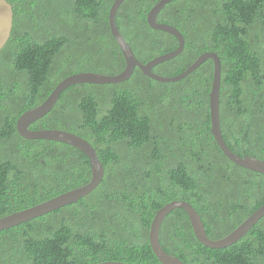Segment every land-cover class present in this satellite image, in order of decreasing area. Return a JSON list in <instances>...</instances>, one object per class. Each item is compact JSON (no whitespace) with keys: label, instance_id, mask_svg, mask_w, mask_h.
Here are the masks:
<instances>
[{"label":"trees","instance_id":"obj_1","mask_svg":"<svg viewBox=\"0 0 264 264\" xmlns=\"http://www.w3.org/2000/svg\"><path fill=\"white\" fill-rule=\"evenodd\" d=\"M5 1L13 22L0 51V218L91 177L82 152L21 138L17 119L69 76H115L125 67L108 26L114 0ZM159 1L125 0L116 11V27L142 64L178 47L146 22ZM156 22L180 32L184 46L152 73L173 78L202 54H216L222 139L235 155L264 162V0H171ZM212 78L207 59L173 83L135 68L118 84L62 91L28 129L81 137L95 150L103 178L76 203L0 231V264H161L148 232L155 213L173 201L193 207L208 239L233 232L264 204V175L235 165L218 148L210 132ZM159 244L183 264H264V216L233 245L210 249L175 209L159 227Z\"/></svg>","mask_w":264,"mask_h":264},{"label":"water","instance_id":"obj_2","mask_svg":"<svg viewBox=\"0 0 264 264\" xmlns=\"http://www.w3.org/2000/svg\"><path fill=\"white\" fill-rule=\"evenodd\" d=\"M125 0H114L111 8L108 12V26L112 37L117 43L123 59L125 61L124 70L115 76H105L94 73H80L69 76L62 80L51 94L45 99V101L38 107L26 111L23 113L16 121V131L18 135L25 140H46L52 142H58L68 145L76 150L82 152L89 160L90 166V181L85 186L68 191L61 194L51 200L45 201L39 205L31 207L29 209L13 213L9 216L0 218V231L8 229L10 227L17 226L21 223L28 222L37 217L48 214L52 211L60 209L70 204L76 203L79 199L88 195L92 192L101 182L104 171L100 161L97 158L95 150L91 145L79 136L74 134L60 131V130H29L28 126L38 120L39 118L46 115L56 103L60 93L70 86L77 84H92V85H108V84H118L129 79L135 68L139 69L142 74L154 81L161 83H173L182 80L187 75L192 73L196 68H198L203 61L210 59L213 62V78L211 83V89L208 95L209 98V117H210V132L224 156L229 159L235 165L244 168L248 171L256 172L258 174L264 175V162L252 157H239L232 153L225 145L220 131L219 125V86H220V62L219 58L214 53H204L202 54L191 66H189L183 73L173 78H166L158 76L152 73V69L168 60L173 59L178 56L183 49L184 39L180 32L175 28L159 24L156 22L157 14L160 10L171 0H160L156 5H154L146 16V22L148 26L157 31L164 32L173 36L177 42L178 47L176 50L167 53L162 56H158L146 64L139 62L134 56L132 50L126 43V41L120 35L116 24L115 15L120 4ZM13 22V12L10 4L5 0H0V51L5 46L8 38L10 37L11 28ZM182 209L191 225V229L196 240L203 246L210 249H223L233 245L238 241L243 235H245L249 229L264 216V204L256 210L250 217H248L243 223H241L233 232L220 240H210L207 238L203 225L197 212L193 207L184 201H173L161 209H159L154 218L151 221L148 241L153 255L161 264H183L178 258L173 257L165 253L159 244V227L163 219L173 210ZM98 264H125L121 262H101Z\"/></svg>","mask_w":264,"mask_h":264},{"label":"bare ground","instance_id":"obj_3","mask_svg":"<svg viewBox=\"0 0 264 264\" xmlns=\"http://www.w3.org/2000/svg\"><path fill=\"white\" fill-rule=\"evenodd\" d=\"M62 176H63V175H62ZM62 176H61V177H62ZM62 183H63V182H62Z\"/></svg>","mask_w":264,"mask_h":264}]
</instances>
